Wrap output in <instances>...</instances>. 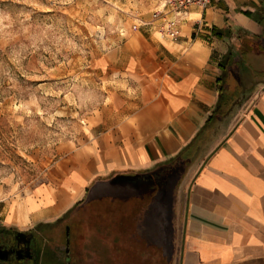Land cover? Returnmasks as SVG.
<instances>
[{
    "label": "crops",
    "instance_id": "1",
    "mask_svg": "<svg viewBox=\"0 0 264 264\" xmlns=\"http://www.w3.org/2000/svg\"><path fill=\"white\" fill-rule=\"evenodd\" d=\"M150 20L95 59L108 89L90 137L28 202L0 201V226L53 224L98 182L180 162L205 127L177 188L174 264H264V0L191 7L175 39ZM219 93L234 102L207 122Z\"/></svg>",
    "mask_w": 264,
    "mask_h": 264
},
{
    "label": "rangeland",
    "instance_id": "2",
    "mask_svg": "<svg viewBox=\"0 0 264 264\" xmlns=\"http://www.w3.org/2000/svg\"><path fill=\"white\" fill-rule=\"evenodd\" d=\"M158 1L0 0V201L19 200L25 194L28 202L29 191L46 179L52 160L90 137L108 89L95 59L124 41L134 25L141 27L138 19L151 17ZM170 183L152 197L150 207L158 221L142 226L162 249L153 263L147 256L136 260L128 254L125 263L118 258L115 241L129 249L139 241L130 226L127 236L116 234V239L104 228L86 229L72 261H66L72 250L69 245L66 255L65 216L29 229L45 239L44 264H174L179 184L172 191ZM122 185L146 190L149 181ZM75 209L72 215L78 217Z\"/></svg>",
    "mask_w": 264,
    "mask_h": 264
},
{
    "label": "trees",
    "instance_id": "3",
    "mask_svg": "<svg viewBox=\"0 0 264 264\" xmlns=\"http://www.w3.org/2000/svg\"><path fill=\"white\" fill-rule=\"evenodd\" d=\"M218 79L220 80V78ZM220 93L216 106L208 114L207 122L213 123L226 115L234 102L232 93L227 95ZM205 132L206 128L204 127L198 133L203 137ZM202 137L195 138L193 143L187 147L180 162L149 172L119 174L110 180L96 183L92 188H87L85 198L75 203L58 219L60 220L65 216L68 218L66 226H69L70 248L72 250L68 259L72 261L74 251L78 248L80 239L83 238L86 229L94 231L104 228L112 233V238L116 239L115 236L117 235H119L118 237H121L120 235L127 236V227L129 228V226L132 233L139 234V241L131 249L127 245L122 247L120 243L115 241L118 258L125 263V259L130 254V256H135L136 260L142 259V256H147L148 259H151L148 261L153 263V257H160L162 255L161 247L155 245L153 240L148 239L142 227H146V224L152 225L153 222L158 221V215L150 207L152 197L158 193L157 191L161 186L167 185L168 182L173 183L172 191H174L186 169L188 163L186 159L192 160L198 153ZM133 181H149L148 188L136 191L122 188L123 183ZM161 202V199H159V205ZM74 209L77 210L78 217L72 215ZM0 229L8 228L0 226ZM129 250H131L130 253ZM129 257L127 260H129ZM142 260L141 264H144ZM159 261L156 260L157 263ZM166 263L168 264V262ZM166 263L164 262V264ZM169 264H171V261Z\"/></svg>",
    "mask_w": 264,
    "mask_h": 264
},
{
    "label": "flooded vegetation",
    "instance_id": "4",
    "mask_svg": "<svg viewBox=\"0 0 264 264\" xmlns=\"http://www.w3.org/2000/svg\"><path fill=\"white\" fill-rule=\"evenodd\" d=\"M44 240L38 232L29 229H0V263L44 264Z\"/></svg>",
    "mask_w": 264,
    "mask_h": 264
},
{
    "label": "built area",
    "instance_id": "5",
    "mask_svg": "<svg viewBox=\"0 0 264 264\" xmlns=\"http://www.w3.org/2000/svg\"><path fill=\"white\" fill-rule=\"evenodd\" d=\"M210 4V0H159L151 13L150 21H160V32L171 39L179 35V25L188 14L191 7L204 9ZM139 25L145 23L139 18ZM137 26L134 25V29Z\"/></svg>",
    "mask_w": 264,
    "mask_h": 264
},
{
    "label": "water",
    "instance_id": "6",
    "mask_svg": "<svg viewBox=\"0 0 264 264\" xmlns=\"http://www.w3.org/2000/svg\"><path fill=\"white\" fill-rule=\"evenodd\" d=\"M69 245H70V235H69V226L66 227L65 230V246H66V255H68L69 252ZM2 264V263H0ZM69 264V263H66Z\"/></svg>",
    "mask_w": 264,
    "mask_h": 264
}]
</instances>
